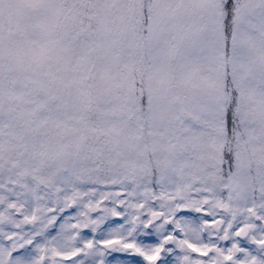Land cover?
<instances>
[{
	"label": "snow or ice",
	"instance_id": "obj_1",
	"mask_svg": "<svg viewBox=\"0 0 264 264\" xmlns=\"http://www.w3.org/2000/svg\"><path fill=\"white\" fill-rule=\"evenodd\" d=\"M0 264H264V0H0Z\"/></svg>",
	"mask_w": 264,
	"mask_h": 264
}]
</instances>
